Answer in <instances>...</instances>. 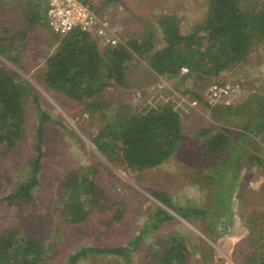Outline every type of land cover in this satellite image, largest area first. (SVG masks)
I'll return each instance as SVG.
<instances>
[{
    "label": "rangeland",
    "instance_id": "obj_1",
    "mask_svg": "<svg viewBox=\"0 0 264 264\" xmlns=\"http://www.w3.org/2000/svg\"><path fill=\"white\" fill-rule=\"evenodd\" d=\"M240 1L242 6H249L251 0ZM90 2L100 16L121 27L122 39L134 38L143 43L148 30H152L155 50L164 45L158 24L160 16H176L177 23L186 32L204 19L209 4V0ZM22 19V8L18 7L15 14L7 19L12 32L24 30ZM0 24L3 26V23ZM27 31L24 70L1 55L0 58L9 70L18 72L19 78L33 84L40 94L41 105L53 119L46 125L40 185L33 190L34 200L9 202L2 199L18 181L27 176L31 168L27 161L35 156L37 125L34 104L28 106L29 123L24 140L10 153L5 154V149L0 146V234L5 229L17 227L26 236L42 238L52 248V259L46 264H60L75 250L87 245L109 247L131 243L150 224L158 206H162L175 219L165 221L160 228L144 235L134 249L130 264H147L149 256L160 248L163 239L175 231L188 238L192 264H245L249 256H256L257 259L264 256V169L249 160L250 153L264 158L261 145L264 136L254 137L252 146L248 145V140L245 141L242 144L244 150H235V157L239 154L242 156L239 157L238 167L236 164L232 166L231 160L226 159L229 158L230 149L208 150L204 143L213 133L203 135L200 132L214 126L217 130L229 128L233 139L230 146L233 147L246 121L243 113L219 120L218 115L204 103L192 106L191 102L196 98H191V94L187 93L190 90L201 96L204 87L222 79L224 82H240L244 87L233 106L253 99V95L263 94V44L249 54L246 62L231 71H223L220 77L201 78L191 73L173 78L160 76L146 60L134 55L128 69L130 87H109L105 98L112 108H117L120 103L142 106L146 103L172 102L182 115V138L164 163L133 170L125 161L115 156L111 158L98 148L93 140L98 133V123L83 104L47 89L40 81L45 61L58 45L53 32L40 25L31 26ZM216 107L221 110L223 105ZM91 167L96 170L91 178L103 194L110 196V201L101 198L93 206L85 223L72 225L61 214L65 198L61 181L73 171H90L93 170ZM238 169L239 178L232 181ZM252 180L259 181L257 187H251ZM163 190L173 193L171 198L177 206L206 210L205 216L192 221L184 219L152 195ZM119 206L123 210L122 218L111 220ZM216 210L222 213L223 219L215 229H208L207 222L212 214L216 215ZM226 224L230 226L225 229ZM230 237L234 240L231 241ZM119 262L116 256L88 255L77 264Z\"/></svg>",
    "mask_w": 264,
    "mask_h": 264
},
{
    "label": "trees",
    "instance_id": "obj_2",
    "mask_svg": "<svg viewBox=\"0 0 264 264\" xmlns=\"http://www.w3.org/2000/svg\"><path fill=\"white\" fill-rule=\"evenodd\" d=\"M83 1L91 3L90 0ZM45 2L0 0V23H3V26L0 24L3 27L0 30V55L23 70L29 36L27 28L34 25L49 27L46 17L48 5ZM18 7L22 8L24 30L12 32L7 19L15 14ZM158 24L164 45L157 50L154 49L152 30H148L143 43L127 37L115 46H101L91 32L80 29L65 36L53 32L58 45L46 59L40 76L47 89L84 105L98 123V133L93 137L98 148L111 158L115 156L125 161L133 170L159 166L170 158L182 138L181 112L172 102L142 106L120 103L117 108H112L105 98L106 90L109 87H130L128 69L134 55L146 60L160 76L170 78L182 75L183 66H188L192 75L201 78L220 77L223 71L233 70L246 62L258 45H264V1L251 0L249 6H242L240 0H209L204 19L186 32L182 31L174 15L160 16ZM219 83L226 82L221 79ZM187 93L191 94V98L202 100L190 90ZM253 97L237 106H223L221 110L202 101L218 115L219 120L241 113L246 118L233 147L230 146L233 139L229 128L217 130L214 126L200 132L203 135L213 133L204 143L208 150L230 149L226 159L231 160L232 166L238 167L239 157L242 156L235 157V150H244L242 144L245 141L248 140V145L252 146L254 137L264 136V93ZM31 104L35 107L37 125L35 156L27 161L31 167L27 176L2 197L4 201L34 200L33 190L40 185L46 125L53 118L41 105L40 94L33 84L19 78L18 72L9 70L0 58V146L5 149V154L24 140L29 123L28 106ZM58 123L63 125L60 121ZM249 160L264 169V158L260 155L250 153ZM95 172V168L73 171L62 179L65 198L61 214L66 222L81 225L101 198L110 201V196L103 194L91 178ZM238 172L239 169L232 181L239 178ZM1 184L0 180V187ZM152 195L186 220H197L206 214V210L196 207L177 206L172 202L171 195L164 191L153 192ZM122 213L119 206L111 220L121 219ZM215 216L217 222L222 213L218 210ZM173 219L175 216L172 213L158 206L150 224L131 243L109 247L87 245L75 250L60 264H77L88 255L116 256L120 259L117 264H130L134 249L144 235ZM213 223L207 222L208 229H212ZM187 241L188 238L181 232H172L149 256L147 264H192V252ZM51 252L52 248L42 238L26 236L17 227L5 229L0 234V264H46L52 259ZM245 264H264V256L259 259L249 256Z\"/></svg>",
    "mask_w": 264,
    "mask_h": 264
},
{
    "label": "built area",
    "instance_id": "obj_3",
    "mask_svg": "<svg viewBox=\"0 0 264 264\" xmlns=\"http://www.w3.org/2000/svg\"><path fill=\"white\" fill-rule=\"evenodd\" d=\"M49 28L60 36L80 29L91 32L102 46H115L122 43V29L114 24L110 19L100 16L92 7L91 3L83 0H49L47 8ZM191 73L188 66L181 68V74ZM244 87L240 82L219 83L214 82L203 88L201 98L194 99L192 106H197L203 102L210 106L222 104L223 106H233L234 100L242 95ZM264 149V138L261 142ZM258 180L250 182L251 187H257ZM230 240L234 239L230 237Z\"/></svg>",
    "mask_w": 264,
    "mask_h": 264
},
{
    "label": "crops",
    "instance_id": "obj_4",
    "mask_svg": "<svg viewBox=\"0 0 264 264\" xmlns=\"http://www.w3.org/2000/svg\"><path fill=\"white\" fill-rule=\"evenodd\" d=\"M48 3H49V0H46V2H45V4H47L48 5ZM46 17H47V19H48V16H47V13H46ZM49 28V27H48ZM49 31H51V32H53L50 28H49ZM264 150V149H263ZM167 172H169V170H167ZM191 190V189H190ZM163 191H165V190H163ZM168 194H170V195H173V193H168ZM191 194V193H190ZM173 202V201H172ZM174 203V202H173ZM175 204V203H174ZM218 210H216V212H217ZM221 219H223V216L220 218V219H217L218 221L217 222H215V220H216V216H215V214L213 215L212 214V216H211V219L209 220V222L210 221H213L214 223L211 225V227H212V229L216 226V224L218 223V222H221ZM228 226H230L229 224H226V227H224L225 229L228 227ZM207 228H208V226H207ZM215 229V228H214ZM221 230L222 229H220V232H221ZM224 230V229H223ZM209 231V230H208Z\"/></svg>",
    "mask_w": 264,
    "mask_h": 264
}]
</instances>
